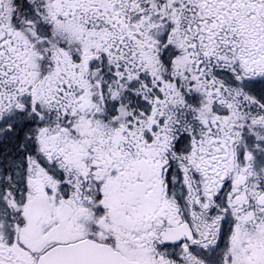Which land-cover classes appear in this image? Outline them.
I'll use <instances>...</instances> for the list:
<instances>
[{
    "label": "flooded vegetation",
    "instance_id": "1",
    "mask_svg": "<svg viewBox=\"0 0 264 264\" xmlns=\"http://www.w3.org/2000/svg\"><path fill=\"white\" fill-rule=\"evenodd\" d=\"M83 240L264 264V0H0V264Z\"/></svg>",
    "mask_w": 264,
    "mask_h": 264
},
{
    "label": "water",
    "instance_id": "2",
    "mask_svg": "<svg viewBox=\"0 0 264 264\" xmlns=\"http://www.w3.org/2000/svg\"><path fill=\"white\" fill-rule=\"evenodd\" d=\"M88 244L83 242L81 244H79L81 249H75V248H70L71 250H65V249H61L59 253H56L58 257L61 258V256L66 255V254H71L73 256H78V255H82L84 252H96V259L93 260L90 264H130L128 263L125 259H123L120 255H118L117 253H115L111 248H104L98 244H93L90 243V248L88 249H84L82 248L83 245ZM84 249V250H82ZM75 260H78V258L76 257ZM72 260L71 264H79L78 261ZM132 264V263H131Z\"/></svg>",
    "mask_w": 264,
    "mask_h": 264
}]
</instances>
